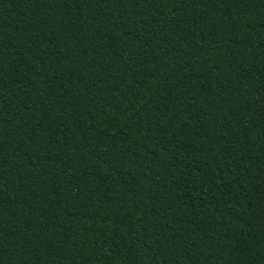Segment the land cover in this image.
<instances>
[{
	"label": "trees",
	"instance_id": "obj_1",
	"mask_svg": "<svg viewBox=\"0 0 264 264\" xmlns=\"http://www.w3.org/2000/svg\"><path fill=\"white\" fill-rule=\"evenodd\" d=\"M0 264H264V0H0Z\"/></svg>",
	"mask_w": 264,
	"mask_h": 264
}]
</instances>
